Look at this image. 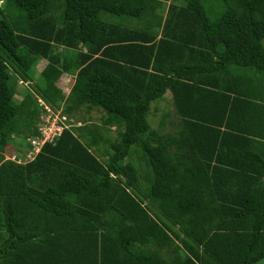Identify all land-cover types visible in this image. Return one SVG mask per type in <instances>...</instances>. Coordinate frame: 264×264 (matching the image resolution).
<instances>
[{"label": "trees", "instance_id": "16d2710c", "mask_svg": "<svg viewBox=\"0 0 264 264\" xmlns=\"http://www.w3.org/2000/svg\"><path fill=\"white\" fill-rule=\"evenodd\" d=\"M0 1V264L41 246L44 264L264 257V0H221L216 17L202 0H169L156 29L162 0ZM18 80L33 82L20 100ZM166 93L161 131L148 113ZM38 98L64 100L68 116L102 111L115 138L69 127L27 159Z\"/></svg>", "mask_w": 264, "mask_h": 264}, {"label": "rangeland", "instance_id": "374dc122", "mask_svg": "<svg viewBox=\"0 0 264 264\" xmlns=\"http://www.w3.org/2000/svg\"><path fill=\"white\" fill-rule=\"evenodd\" d=\"M163 5L159 8H157V17L154 20L155 24L159 22L160 17H164V13L166 12L167 5L169 3V0H162ZM204 3L209 15L211 17H216L218 16L222 10L224 9V5L221 0H202ZM1 3V1H0ZM3 4V2H2ZM159 17V18H158ZM152 18H154L152 16ZM46 60H41L35 65V69L38 72L42 66L45 64ZM258 79V84L260 90L264 89V75L263 76H257ZM73 77H68L67 75H61L59 80H58V87L61 88V92L67 96L70 88V83L72 82ZM22 81V80H21ZM21 81L18 80V95H16L15 99L20 100L22 95L25 93V89L31 88V84H29V87H27L26 83H21ZM31 95L34 96V93L32 91ZM64 96V95H60ZM65 106L64 100L60 102V107L56 108H61ZM174 113V107L172 106V102L170 99V94L166 93L162 97L157 98L154 100L151 104L150 111L148 113V120L151 123V126L153 128H158L161 131H170L172 130V127L169 123V120L171 115ZM69 120L67 119V124L68 127H73V131L77 133V129L83 128L88 126L89 128L92 129L93 125H96L98 127V131L106 137L110 138H115L116 136V128L114 126L106 127L107 129H104L102 127V111L94 109L91 110L90 112H85L83 110L79 111L76 115H71L68 116ZM175 118V117H174ZM169 119V120H168ZM162 121V122H161ZM7 148H5L4 153H8ZM135 156L133 155L132 158ZM258 264H264V259H260Z\"/></svg>", "mask_w": 264, "mask_h": 264}, {"label": "built area", "instance_id": "2783aa9c", "mask_svg": "<svg viewBox=\"0 0 264 264\" xmlns=\"http://www.w3.org/2000/svg\"><path fill=\"white\" fill-rule=\"evenodd\" d=\"M38 102L44 105V102L40 98H38ZM44 107L46 108V112H43L39 116L38 135L27 138L28 144L26 146L25 156L29 160L34 159L42 145L52 141L63 129L69 128L67 124V119L69 120L68 115L61 108H50L48 105H44ZM10 157L12 159H18L17 161H22L20 156L16 157L15 153L10 155Z\"/></svg>", "mask_w": 264, "mask_h": 264}, {"label": "crops", "instance_id": "0c3cea01", "mask_svg": "<svg viewBox=\"0 0 264 264\" xmlns=\"http://www.w3.org/2000/svg\"><path fill=\"white\" fill-rule=\"evenodd\" d=\"M155 17H157V11L155 12ZM155 19L151 18V23H152V27L156 29V24L154 22ZM127 23L128 24H133L135 25L136 23H138L136 20L134 19H126ZM160 28H158V32H159V35L160 36ZM62 75H67V74H62ZM68 77H73L71 75H67ZM70 86H71V83H70ZM255 88H259V84L255 85ZM263 90V89H262ZM171 118V117H170ZM170 123V122H169ZM258 154H259V160H257V167L262 169L260 170L261 173H263V175L261 176V179L264 180V144L260 146V149L258 150ZM259 170V169H258ZM39 183L42 185L43 181H39ZM4 234H6L4 232ZM18 251V252H17ZM8 256L6 257V260H7ZM36 260L35 264H41V263H47L49 258H48V251L46 250V248H44L43 246H41V249L39 248L38 249V252H36V255L34 256L33 254H29V252H23V251H20V250H13L10 252V255H9V260H11L12 262H14V264H33L34 261H29L30 263H26L28 260ZM90 259V257H89ZM109 259V258H108ZM264 259L261 258V260ZM75 264H80V260H77L76 262H74ZM259 261H257L256 263L254 264H258Z\"/></svg>", "mask_w": 264, "mask_h": 264}, {"label": "clouds", "instance_id": "9594fccd", "mask_svg": "<svg viewBox=\"0 0 264 264\" xmlns=\"http://www.w3.org/2000/svg\"><path fill=\"white\" fill-rule=\"evenodd\" d=\"M21 81V80H20ZM22 83V82H21Z\"/></svg>", "mask_w": 264, "mask_h": 264}]
</instances>
